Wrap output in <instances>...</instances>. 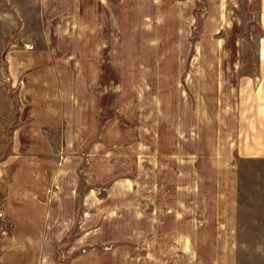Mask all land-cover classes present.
Wrapping results in <instances>:
<instances>
[{
    "label": "crops",
    "instance_id": "obj_1",
    "mask_svg": "<svg viewBox=\"0 0 264 264\" xmlns=\"http://www.w3.org/2000/svg\"><path fill=\"white\" fill-rule=\"evenodd\" d=\"M112 92L155 94L125 105L134 155L82 143ZM0 140V264H237L264 209V0H0Z\"/></svg>",
    "mask_w": 264,
    "mask_h": 264
},
{
    "label": "rangeland",
    "instance_id": "obj_2",
    "mask_svg": "<svg viewBox=\"0 0 264 264\" xmlns=\"http://www.w3.org/2000/svg\"><path fill=\"white\" fill-rule=\"evenodd\" d=\"M199 3L201 2L199 1ZM201 13L202 11L201 8L199 7V9L195 12L194 37L198 36L200 30ZM261 33L262 31L259 28L258 29H256L255 27L249 28V24L248 23L246 24V22H244L243 28L241 30V34L243 35L242 38L243 42L246 41L247 42L243 44L242 51L245 52L259 51L258 46L254 45L253 39L250 40L249 36L255 35L259 39V37L262 35ZM249 40L251 42L250 44H249ZM93 95L97 101L99 115L103 114L102 117L105 118L106 120L94 125L92 129H90V127L87 126L82 131V139H83L82 143L86 144L87 142H89L88 138L90 137V134H92V136H97L99 141V146H102L100 152H104L107 149L109 151L112 150L113 152L118 153V155L119 154L126 155L127 153L132 154L133 153L132 149H135V147L132 145H134L136 142H134L130 138V136H129L130 140L127 139L122 140L121 133L126 134L128 132L132 133L136 131L134 125H138V114L132 116L130 113H132V111L138 112L137 102L139 98L144 99L145 97H147L148 105L152 106L150 100H153V96H155V94L139 93L137 100H136L137 94L132 92L129 93L125 92L124 94H122L121 92L98 93L96 95L95 94ZM128 100L129 101L133 100L132 102L134 101L137 102L135 105L131 104L130 109H127L125 105H127V103L129 102ZM122 110H126V111H122ZM142 111H145V109H143ZM148 112L153 113V109L149 108ZM151 124H152V119L148 121L147 125L151 126ZM0 148H2L1 140H0ZM85 152L86 151L84 150L83 164L85 160ZM134 154H136V152H134L133 155ZM119 164L120 163L118 162H115L114 164L117 169H120ZM138 165H139V170H141L142 168H144L143 165L148 166V162L139 160ZM124 166L131 167L135 171H137L138 169L135 162H133V164L131 163L125 164ZM88 170L89 168L86 169V171ZM101 179L102 178H98V180ZM251 218L253 219L249 220L243 218L241 221L243 227H241L240 236H239L241 247L239 253L237 254V264H264V209L262 208V210H260L258 214L251 215Z\"/></svg>",
    "mask_w": 264,
    "mask_h": 264
}]
</instances>
